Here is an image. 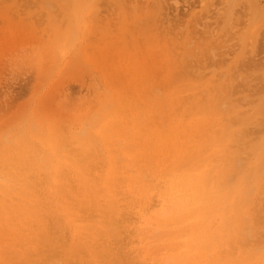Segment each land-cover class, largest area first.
Instances as JSON below:
<instances>
[{
  "label": "rangeland",
  "instance_id": "1",
  "mask_svg": "<svg viewBox=\"0 0 264 264\" xmlns=\"http://www.w3.org/2000/svg\"><path fill=\"white\" fill-rule=\"evenodd\" d=\"M2 15L36 38L0 67V264H264V0H0ZM135 41L159 44L146 75ZM216 90L235 104L217 110L233 167L211 162L230 195L209 168L178 219L189 142L222 137L198 117ZM171 126L180 144L159 136Z\"/></svg>",
  "mask_w": 264,
  "mask_h": 264
},
{
  "label": "bare ground",
  "instance_id": "2",
  "mask_svg": "<svg viewBox=\"0 0 264 264\" xmlns=\"http://www.w3.org/2000/svg\"><path fill=\"white\" fill-rule=\"evenodd\" d=\"M96 2H97V0H95ZM29 13H30V10L28 11ZM228 15H231L232 14V9L231 10H229L228 11V13H227ZM31 15H32V13H31ZM0 18H2V19H4V15H2V16H0ZM94 23H96V22H94ZM21 23H19V25L18 26H13V28L11 29V25L9 24L8 25V27L6 28V26H5V30H3V29H1L0 31H3L2 32V34H1V36L2 37H0V67H1V69H3L4 68V56H5V52L8 50V47H10V46H12V47H15L16 45H17V43L18 42H21V43H23V42H33V40L36 38V30H34L35 31V33H34V31H32V30H28V25H30L31 26V28H33V26L29 23V22H23L21 25H20ZM28 24V25H27ZM93 25H95V24H92V26ZM21 37V38H20ZM128 43L129 42H127L126 40H125V38H123L122 39V45H123V47L124 48H126L127 47V45H128ZM148 43V42H147ZM147 43H146V41H143L142 43H139V41H135L134 42V44H133V49L135 50L134 51V55H133V58L134 59H137L138 60V62H137V68H140V69H142V71L144 72V75H146V73H147V71L148 70H150V66H151V64H153L152 65V67H154V66H157L156 65V58H155V56L153 57L152 56V54H153V50H155V49H158V46H159V44L157 45V46H152L150 49H149V47H150V44H148L149 45V47L147 46ZM158 43H160L159 41H158ZM154 44H156V37H155V41H154ZM130 51V50H129ZM155 52H156V50H155ZM122 53H125V52H122ZM157 53V54H156ZM155 54H156V56L158 55V51L156 52ZM150 56H152V61H151V58H150ZM138 57H140L141 59H139ZM154 58H155V61H154ZM254 65V64H253ZM252 65V66H253ZM257 65V64H256ZM151 67V68H152ZM2 73L0 72V75H1ZM181 79H182V77H181ZM178 81H181V80H177L176 81V83H175V85H172V87L171 88H169L168 90L170 91V92H173L174 90H176L177 89V87H179V85L177 86V84H179V83H181V82H179L178 83ZM241 83V82H240ZM243 83H244V81H243ZM233 85V84H232ZM241 86V85H240ZM249 86V85H248ZM227 88V89H226ZM226 88H223V89H221L222 91L225 89V91H227L228 89L230 90L231 89V87L229 88V87H227L226 86ZM234 88V87H233ZM228 90V92L229 93H227V95L229 96L230 95V97H232V95H234V93L233 92H236V91H234V90H238V89H233V91L231 92V91H229ZM258 90H260V89H258ZM119 92H121L122 94H123V92H122V90H118ZM219 90H216L215 91V93H213V91L207 96V98H208V101H207V105H202L201 104V107L198 109V117H199V119H202V120H200L199 122L200 123H203V124H208V122H211L212 120H214L215 118L217 119V121H219L220 122V124H221V128L223 127V132H222V137L221 138H219V139H217V138H215V137H207V139H206V141L203 143V139H204V136H203V138H202V140L201 141H199V142H197L196 144H194V145H192L190 142H189V149H188V151H186L188 154L187 155H185V156H182V159L184 160V161H186V162H189L188 164L186 163V165H191V167H190V169H189V175H188V179H187V181H186V183H188V185L189 186H191L192 185V187H188L187 189H186V191L184 190V192H185V194H184V198H183V200L180 202V200L182 199H180L178 202H172V213H174V214H176V216H177V218L178 219H185V216L184 215H187V214H190L191 213V209L194 207V205L195 204H197V199L199 198V196H197L196 195V189L194 190V191H192L194 188H195V185H197V186H200V187H204V188H209V186H207L206 184H205V182L206 181H208V180H212V174L211 173H208V170H209V168H213V166L215 167V166H217V165H212L211 166V162H212V159L215 157V156H218V159H217V161L219 160V162L221 161V162H223L224 163V161L225 162H227V163H224L225 164V166H226V164H227V168L228 169H230L229 167H228V165L232 162V161H230L231 159H233L234 160V158H232V157H234V156H230V157H227V156H225L224 155V152L226 151L227 152V148L226 147H228V151H229V146H222L223 144L224 145H227L226 143H224V141L226 142V141H228L227 139L229 138V135H231V130L229 129L230 127H229V124L227 125V123H230V125L231 124H233V117L230 115V118L232 117V119H229L228 120V118H227V114H228V116H229V110H227L226 111V113L224 114V115H226L225 117H226V119L229 121V122H225L226 123V125L225 124H223L224 122L221 120L223 117L222 116H224L223 115V113L222 112H224V111H217V110H219L218 108H219V106L223 103V102H221V99L219 98V96H216V95H214V94H217L218 93V95L220 94L219 92H218ZM222 91H220L221 93H222ZM239 91V90H238ZM182 91H180V93H181ZM224 92V91H223ZM230 92L231 93H233L232 95L230 94ZM121 93H118L117 95L118 96H121ZM237 93V92H236ZM235 93V95H237ZM225 94V95H224ZM124 95V94H123ZM174 95H175V93H174ZM221 95V94H220ZM226 95V93H223V96H224V98H225V96L227 97V99L229 98L228 96ZM222 96V95H221ZM176 97H177V95H176ZM234 97V96H233ZM237 97H238V95H237ZM206 98V99H207ZM223 98V101L224 100H226V99H224ZM174 97L172 98V100L174 101ZM234 99V98H233ZM238 99H240V97H238ZM229 100H231V99H229ZM224 101V103L225 104H227V103H229L231 106H232V104L235 106V104L231 101ZM225 104H223V106H225ZM223 106L221 105V107L223 108ZM227 106H229L228 104H227ZM227 106H225V107H227ZM230 106V107H231ZM228 108V107H227ZM232 108V107H231ZM224 109V108H223ZM229 109V108H228ZM219 112H221L222 113V115H221V117L222 118H217V113L219 114ZM231 112V111H230ZM220 115V114H219ZM225 117H224V119H225ZM235 118V117H234ZM40 119V118H39ZM44 119H46V121L47 120H49L50 121V118L48 117V118H45L44 117ZM41 121H42V118L40 119ZM227 120H224V121H227ZM230 120H232L231 122H230ZM40 121V122H41ZM237 121V120H236ZM45 122V121H44ZM43 122V123H44ZM234 122H235V119H234ZM42 124V123H41ZM45 124V123H44ZM211 128H209V130H210ZM209 130H207V133L206 134H209ZM221 130V131H222ZM168 131V130H167ZM212 132V131H211ZM214 132V131H213ZM84 134V133H83ZM86 136V135H85ZM84 136V137H85ZM159 136H162L165 140H171V142H173V144H180V140H179V136H180V132L174 127V126H171V128H170V130H169V133L167 134V135H165V132H160L159 133ZM82 137H83V135H82ZM157 138V137H156ZM208 139H211V143H209L208 144V142H207V140ZM219 140V141H218ZM215 147L216 148V150H218L217 151V153H220V154H222V155H216V154H214V153H212V152H206V151H203V147H206V149L205 150H207V151H211L210 149L212 148V147ZM171 147H169V149H170ZM228 153L229 152H227V154L226 155H228ZM180 154H182V151L178 154V156L180 155ZM229 155H231V154H229ZM177 156V157H178ZM226 158H225V157ZM263 156V158L260 156L259 158L261 159V162L259 163V166L261 167V170L263 169V172H264V154L262 155ZM213 157V158H212ZM223 158H224V160H223ZM229 159V161H230V163H228L229 161H228V159ZM216 159V158H215ZM227 159V160H226ZM236 159H238V158H236ZM235 159V162L236 163H238L237 161L238 160H236ZM234 162V161H233ZM199 163H202V164H205V163H209V165H210V167H207V170H205L203 173H200V171L198 170L199 168H200V166H199ZM213 163V162H212ZM201 164V166H204V165H202ZM221 166H222V163H219ZM239 164H241V163H239ZM238 164V165H239ZM230 165H232L231 166V168L233 167V163H231ZM234 165H235V163H234ZM237 165V166H238ZM236 166V165H235ZM259 166H257V167H259ZM223 167H224V165H223ZM226 167L224 168V169H226ZM205 168V167H204ZM220 168V167H219ZM240 168V166L239 167H237V169H239ZM216 169V168H215ZM236 168H235V170H234V168H233V171H234V173H235V171L237 170ZM222 170V169H221ZM221 170H216V171H214V168H213V171L214 172H212V173H214L215 174V176L217 177V180L218 181H220V183H222V184H224V186H226L227 187V191H229V184H228V176H226V174L225 173H228V172H224V173H222V171ZM240 170V169H239ZM238 170V171H239ZM242 170V169H241ZM211 171V170H210ZM224 171V170H223ZM229 171V170H228ZM231 171H232V169H231ZM232 171V172H233ZM197 172L199 173V174H197ZM240 173V172H239ZM232 174V173H231ZM230 175V174H229ZM240 175V174H239ZM238 175V176H239ZM187 176V174H182L181 175V178L183 179V178H185ZM232 177V176H231ZM6 179V178H5ZM8 181V180H7ZM230 181V180H229ZM232 182H234V180L232 181ZM3 187V186H2ZM193 192V194H191ZM182 193H183V191H182ZM205 194V197H208V196H210L211 194L210 193H208V192H205L204 193ZM229 195H230V191L229 192H227V193H225V194H223V195H220L219 196V200L220 201H224V200H227L228 199V197H229ZM176 196V195H175ZM174 197V196H173ZM183 197V196H182ZM176 199V198H175ZM206 201H208V200H206ZM209 203V202H208ZM200 211H201V209L202 208H198ZM228 226V224H225L224 226H223V228L226 230V228H228L227 226ZM199 232H201V231H199ZM224 234H226V233H224ZM203 235L204 236H206V237H208V241L210 242L209 244H210V246H208V247H213L212 245H213V240H215V245H216V243L218 244L219 242H220V244L222 243L223 244V241H222V239H223V237H222V234H216V235H209V233L208 232H205V233H203ZM227 235H229L228 233H227ZM199 236H201V233L199 234ZM226 238H228L227 236H226ZM219 239H221V241L219 240ZM229 239V238H228ZM207 240H205V241H207ZM219 241V242H218ZM226 241H228V240H226ZM204 242V241H203ZM227 243V242H226ZM226 243H224V244H226ZM208 244V245H209ZM221 244V245H222ZM201 245V244H200ZM217 246V245H216ZM220 246V245H219ZM205 247V246H204ZM213 248H215V247H213ZM212 248V249H213ZM204 249V248H203ZM203 251V250H202ZM208 252H211L212 253V250L211 251H208ZM205 253V252H204ZM219 253V252H218ZM190 256V255H189ZM204 256H205V254H204ZM182 257V256H181ZM223 257V256H222ZM221 257V258H222ZM185 258H186V256H185ZM190 258V257H189ZM206 258H208V255L206 256ZM210 258H214V256L213 257H210ZM180 259L181 258H179V261H180ZM183 259V258H182ZM186 259H188V258H186ZM205 259V258H204ZM184 260V259H183ZM189 260V259H188ZM193 260V259H192ZM207 260V259H206ZM210 260H215V258L214 259H210ZM185 261V260H184ZM191 261V260H190ZM218 261H219V259H218ZM228 261V260H227ZM226 261V262H227ZM183 262V261H182ZM199 262H200V260H199ZM212 262V261H211ZM210 262V263H211ZM221 262H223V261H221ZM225 262V263H226ZM187 263H189L188 261H187ZM193 262H191V264H192ZM212 263H216V262H212ZM178 264H179V262H178ZM180 264H181V262H180ZM204 264V263H203ZM208 264V263H207Z\"/></svg>",
  "mask_w": 264,
  "mask_h": 264
}]
</instances>
